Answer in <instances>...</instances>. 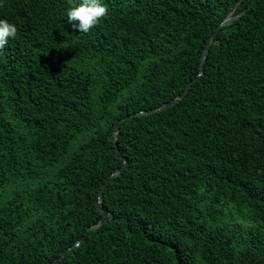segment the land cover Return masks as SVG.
Wrapping results in <instances>:
<instances>
[{
  "label": "trees",
  "instance_id": "trees-1",
  "mask_svg": "<svg viewBox=\"0 0 264 264\" xmlns=\"http://www.w3.org/2000/svg\"><path fill=\"white\" fill-rule=\"evenodd\" d=\"M81 2L0 0V264H264V0Z\"/></svg>",
  "mask_w": 264,
  "mask_h": 264
},
{
  "label": "clouds",
  "instance_id": "clouds-1",
  "mask_svg": "<svg viewBox=\"0 0 264 264\" xmlns=\"http://www.w3.org/2000/svg\"><path fill=\"white\" fill-rule=\"evenodd\" d=\"M108 14V9L99 0H82L78 6L67 10V23L74 31L89 33ZM18 28L14 23L0 20V50L8 44L9 39H15Z\"/></svg>",
  "mask_w": 264,
  "mask_h": 264
},
{
  "label": "water",
  "instance_id": "water-1",
  "mask_svg": "<svg viewBox=\"0 0 264 264\" xmlns=\"http://www.w3.org/2000/svg\"><path fill=\"white\" fill-rule=\"evenodd\" d=\"M236 11V10H235ZM235 11H234V15H231L229 16L218 28L217 30L215 31V33L211 36V38L209 39L205 49H204V53H203V57H202V62H201V69H200V73H199V76H202L205 72V64H206V61H207V58H208V55H209V51H210V47H211V44L215 38V36L220 32V30L222 29V27L224 26H228V25H232L235 21H237L239 18H241L244 14L247 13V10L241 12L240 14H237L235 15ZM197 79L191 81L187 87L185 88V90L183 91V93L175 100L169 102V103H166L164 104L163 106L159 107V108H156L154 110H150V111H147V112H144L143 114L145 115H149V114H153V113H157V112H160L162 110H166L170 107H173L175 104L179 103L181 100H183L185 98V96L188 94L190 88L192 87L193 83L196 81ZM132 116H126L124 118H122L121 120H119L115 126V138H116V153H117V156L119 158H123L122 155L120 154V151H119V148H118V137H119V131H120V126L121 124L130 119ZM124 161H125V165L120 168L114 175H118V174H121L122 171L124 170V168H126L128 166V160L126 158H123ZM113 175V176H114ZM113 176L110 178V180L113 178ZM110 180H108V182L105 184V186L103 187L102 189V192L100 194V198H99V201H98V207L99 209L104 213V217L103 219L101 220V222L99 224H97L95 227H100L102 225H104L108 218L110 217V212L107 210V209H104L102 206H101V202L103 200V196H104V192L106 190V187H107V184L110 182ZM86 240V237L82 238L75 246L69 248L67 251H65L53 264H60V262L63 260V258L67 255V253L69 251H71L74 247H79L81 246Z\"/></svg>",
  "mask_w": 264,
  "mask_h": 264
}]
</instances>
